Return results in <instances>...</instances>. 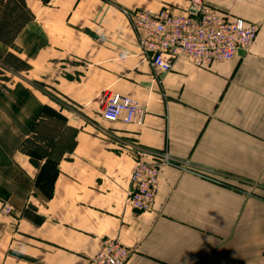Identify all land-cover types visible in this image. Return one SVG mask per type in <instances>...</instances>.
<instances>
[{
    "label": "crops",
    "instance_id": "0c3cea01",
    "mask_svg": "<svg viewBox=\"0 0 264 264\" xmlns=\"http://www.w3.org/2000/svg\"><path fill=\"white\" fill-rule=\"evenodd\" d=\"M205 1L260 25L250 52L209 67L180 56L157 74L128 12L181 13L191 0H26L32 19L0 49L82 113L62 109L75 147L47 196L31 158L53 152L22 151L32 133L0 138V264H89L107 238L136 250L127 264H264V0ZM103 93L137 101L145 121L105 120ZM139 149L223 181L165 165L155 209L136 212L127 196Z\"/></svg>",
    "mask_w": 264,
    "mask_h": 264
},
{
    "label": "built area",
    "instance_id": "2783aa9c",
    "mask_svg": "<svg viewBox=\"0 0 264 264\" xmlns=\"http://www.w3.org/2000/svg\"><path fill=\"white\" fill-rule=\"evenodd\" d=\"M193 2L194 7L186 13H176L165 6L157 12L135 9L128 15L140 33L142 53L157 74L171 70L180 56L189 57L199 67L232 60L248 53L260 34V26L255 22L220 11L203 0ZM102 117L112 122L142 124L146 108L128 96L113 93L102 104ZM137 154L127 203L136 211H153L161 170L169 163L168 151L139 149ZM131 250L118 239L107 238L90 257L89 264H123Z\"/></svg>",
    "mask_w": 264,
    "mask_h": 264
},
{
    "label": "rangeland",
    "instance_id": "374dc122",
    "mask_svg": "<svg viewBox=\"0 0 264 264\" xmlns=\"http://www.w3.org/2000/svg\"><path fill=\"white\" fill-rule=\"evenodd\" d=\"M203 1L206 3L205 0ZM194 5L195 4L193 2L190 9L186 12H189L191 8L194 7ZM212 7L217 8L215 6ZM135 9H142V8H135ZM135 9L129 10L128 15H130L131 12H133ZM217 9L223 11L219 8ZM186 12H181V13H186ZM223 12L228 13L226 11ZM228 14L234 15L231 13ZM128 15L127 17L129 18ZM130 22L132 23L131 19ZM135 31L138 34V40H139L140 33L136 29ZM246 54H243L242 56L236 58H243ZM8 69L9 70H5L4 74L8 76L10 79L0 78V138L1 139L8 138L10 136L9 132H11L12 134L14 130L15 134L19 132L21 137H24L25 134H29V133L35 134L34 132H36L48 136L53 135V137H56L58 139V141L55 140V146L54 149L52 150L53 152L52 156L49 159L44 160L43 162L39 160L41 168H40V173H38L37 191L40 195L47 196L50 194L51 185L54 180L56 162L61 157L64 156V151L67 148L66 146L71 142L72 134H73V131L69 129V127H67L65 124L66 118L63 115L62 109L78 112V113L80 112L82 113V111L74 107L72 104H69L65 99H63L60 96V94L56 92L55 87L51 88V86H48L44 82L35 81L31 79L33 76L27 73L26 71H14L10 68ZM39 69L44 70V68L41 67ZM41 93L46 95L48 98H43L41 96ZM105 95L106 93H103L99 97L102 103L105 102V100L108 97ZM5 124L10 126L11 129H7L8 126L6 127ZM168 156H169V163H168L169 166L178 165V167H181L183 169H188L198 172L207 179L213 181H221V182L223 181L220 176L216 177L213 174L203 173V172L200 173L196 168L189 166L190 163L184 164L177 162L176 160L173 159V156L171 155L170 152H168ZM138 157L139 155L137 154L136 161H138L139 159ZM3 161H4L3 158L0 156V164H2ZM4 176H5L4 171L2 167H0V180H2ZM6 211H8L7 208ZM136 212H141V211H136ZM131 249H132L131 256L129 257L128 260L124 261L123 264H127L130 258L135 254L136 250H134V248Z\"/></svg>",
    "mask_w": 264,
    "mask_h": 264
},
{
    "label": "trees",
    "instance_id": "16d2710c",
    "mask_svg": "<svg viewBox=\"0 0 264 264\" xmlns=\"http://www.w3.org/2000/svg\"><path fill=\"white\" fill-rule=\"evenodd\" d=\"M32 16L33 13L29 9L26 0H0V41L6 45L12 44L19 31L24 27L26 22L32 19ZM0 62L2 64H0V78L2 79H10L4 74L5 70H9L8 68L14 71H22L30 67L26 61L17 57L12 52H3L1 49ZM54 146L55 139L53 137L35 133L26 138L22 151H30L42 157H49ZM66 147L68 152H72L75 142H70ZM31 162L35 166L40 167L38 159L32 157Z\"/></svg>",
    "mask_w": 264,
    "mask_h": 264
}]
</instances>
